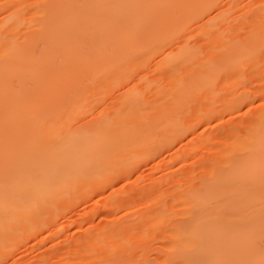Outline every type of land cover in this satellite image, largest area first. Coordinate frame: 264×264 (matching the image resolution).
I'll use <instances>...</instances> for the list:
<instances>
[{
  "label": "rangeland",
  "instance_id": "obj_1",
  "mask_svg": "<svg viewBox=\"0 0 264 264\" xmlns=\"http://www.w3.org/2000/svg\"><path fill=\"white\" fill-rule=\"evenodd\" d=\"M35 1L20 0L18 14L29 13ZM12 5V0H0V17ZM194 23L140 59L135 72L102 78L98 89L66 93L70 125L122 116L120 133L149 125L151 143L126 158L107 160L95 181L83 175L72 190L44 200L29 221L32 230L0 256V264L264 262L259 261L264 185L259 194L250 190L248 200L227 205L228 210L194 204L192 218L182 212L188 204L179 197L180 190L194 194L211 181L227 155L249 141L264 113V0H219ZM181 47L194 50L186 64H160L161 57ZM241 93L246 99L230 105ZM79 97L84 106H77ZM131 159L137 165L120 176ZM94 187L99 188L85 197ZM114 231L119 237L112 236ZM93 235L102 241L92 242ZM177 235H188L193 246L186 248L181 240L182 252L176 254ZM120 248L125 252L116 254Z\"/></svg>",
  "mask_w": 264,
  "mask_h": 264
},
{
  "label": "bare ground",
  "instance_id": "obj_2",
  "mask_svg": "<svg viewBox=\"0 0 264 264\" xmlns=\"http://www.w3.org/2000/svg\"><path fill=\"white\" fill-rule=\"evenodd\" d=\"M19 1L12 0L11 9L0 17V256L32 230L29 221L44 200L72 190L83 175L95 181L98 167L107 160L126 158L151 143L149 125L120 133L122 116L70 125L66 93L98 89L102 78L135 72L140 59L194 28L195 20L219 0H39L22 15ZM193 55V49L181 47L159 62L184 65ZM82 97L77 106L86 102ZM246 97L237 94L230 105ZM254 126L249 141L238 140L239 152L229 153L224 167L211 173L202 189L179 191L188 204L182 212L189 218L194 204H219L228 210L230 203L248 200L250 190L259 194L264 185V113ZM136 163L126 160L120 176ZM180 236L173 243L176 254L182 252L181 240L184 247L193 246L188 235ZM90 240L100 242L102 237ZM260 255L263 261L264 253Z\"/></svg>",
  "mask_w": 264,
  "mask_h": 264
},
{
  "label": "snow or ice",
  "instance_id": "obj_3",
  "mask_svg": "<svg viewBox=\"0 0 264 264\" xmlns=\"http://www.w3.org/2000/svg\"><path fill=\"white\" fill-rule=\"evenodd\" d=\"M262 264H264V262H262Z\"/></svg>",
  "mask_w": 264,
  "mask_h": 264
}]
</instances>
